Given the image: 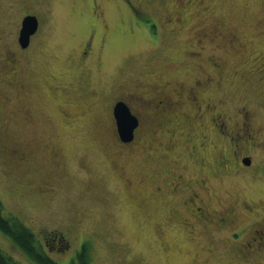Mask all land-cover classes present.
Wrapping results in <instances>:
<instances>
[{
  "label": "rangeland",
  "instance_id": "1",
  "mask_svg": "<svg viewBox=\"0 0 264 264\" xmlns=\"http://www.w3.org/2000/svg\"><path fill=\"white\" fill-rule=\"evenodd\" d=\"M30 11L38 14L41 29L30 48L18 54L16 82L23 89L10 96L11 102L0 100V134L6 147L31 151L37 162L17 167L4 157L8 148L0 143L4 215L22 221L36 239L58 230L71 242L89 237L91 264H196L205 253L186 243L179 249H165L155 240L157 215L147 195L153 177L147 174L140 184L142 175L175 158L184 173L205 178L215 206L236 199L264 205V149L248 145L235 153L229 138L214 131L208 121L207 141L200 148L196 145L202 141L201 128H195L188 139L183 135L188 127L183 125L177 138L157 137L160 149L167 153L157 149L154 154L141 147L131 162L124 163L125 175L133 179L132 189H127L111 163L115 139L105 116L106 105L132 85L191 83L201 71L213 70L205 57L213 56L221 62V78L202 94L230 116L236 110L249 111L260 130L259 139L264 140V0H165L162 8H154L147 0H0V52L15 50L19 19ZM164 16L171 19L170 25ZM198 42L204 49L197 61L189 55ZM82 51L90 57L89 73L75 70ZM1 69L0 84L7 77ZM73 71L76 95L87 85L103 91L87 115L81 96L61 90L70 87L68 75ZM83 79L86 82L77 89ZM66 97L77 105L69 102L62 107L60 100ZM20 107L30 113L27 120L19 113L10 115ZM61 110L74 120L66 121ZM173 141L176 145L169 150ZM56 148L61 156L59 167L50 156V149ZM220 152L228 158L227 166H217ZM242 154L251 155L254 165H241L237 159ZM30 165L35 169L27 174ZM39 180H50L56 187L52 200L35 192ZM134 189L141 192L135 203ZM227 248L221 242L216 253ZM0 249L16 264H36L2 233ZM47 256L62 264L54 252ZM222 264L236 263L225 259Z\"/></svg>",
  "mask_w": 264,
  "mask_h": 264
},
{
  "label": "flooded vegetation",
  "instance_id": "2",
  "mask_svg": "<svg viewBox=\"0 0 264 264\" xmlns=\"http://www.w3.org/2000/svg\"><path fill=\"white\" fill-rule=\"evenodd\" d=\"M147 2L154 8H162L165 4V0H147ZM26 16H35L38 25L35 33L30 36L28 46L22 48L18 38L22 20ZM164 19H166L167 25L172 23L170 18L164 16ZM40 25L39 16L36 12L30 11L21 16L15 37V50L6 48L0 52V66L3 68L1 70H3V75H7V79H3L0 84V100L3 102H11L14 93L23 89L20 87V81L16 82V78L20 74L18 54L30 48L32 39L40 32ZM1 37L2 34H0ZM198 43L195 45L197 49L191 51L189 55L191 59L197 61L200 60L204 49V46L200 42ZM86 47L90 48V46ZM1 49L3 50L0 47ZM205 57L212 65L213 70L211 72L201 71V74L194 77L191 83L181 80L158 81L152 84L136 83L132 85V89L127 88L106 105L105 116H108L111 124L109 132L115 139V144L112 147L114 157L111 163H114L119 170L127 189H132L133 179L125 175L124 163L131 162L134 153L142 151L141 147L146 148V150L152 149L153 153L156 154V150L162 147L157 137L168 135L177 138L181 136L183 126L188 127V130L183 133L188 139L194 136L195 128H201L203 136L199 145H196L198 148L207 141L204 132L207 129L206 121H208L214 131L225 138H229L233 152L243 151L248 145L253 148L264 149V140L259 139L260 130L254 125L249 111L245 109L236 110L230 116L213 107L210 99L202 94L205 87L214 85L221 78L222 67L218 57H216L217 61L213 56ZM89 61L88 53L82 51L78 59L76 57L75 60L76 72L86 71L85 73H89ZM261 70L264 69L261 68ZM74 75H76L74 71L68 75L69 81L67 83L70 84V87L61 90L70 96H76V98L81 96L84 100L85 115H87L91 111L92 104L100 99L103 91L99 92L95 87L87 85L85 90L83 89L78 93L79 95H76L74 93L76 80ZM53 76L50 75L49 77L52 78ZM260 79L262 78L259 77L258 83H260ZM155 80L158 79L155 78ZM81 82L82 84L77 89L82 88L86 81L83 79ZM59 86H62L61 83ZM56 89L60 90V88ZM173 97H175L174 100ZM69 102L71 106L77 105L76 102L69 101V97L60 100L62 107L69 106ZM119 102H123L138 121L137 127L133 131V138L129 142H123L120 139L116 127L114 108ZM206 112H209V115L206 116ZM15 113L24 116L23 118L26 120L30 117V113L22 107L11 111L10 115ZM69 114L60 111V115L66 121L74 120L71 119L74 116ZM148 135H150V140ZM0 143L3 149L8 148L5 146L1 134ZM175 145L176 142L173 141L167 147L171 150L170 148ZM196 146L195 148H197ZM6 152L8 155L4 157L12 160L17 167L29 161L37 162L31 151L8 148ZM50 153L54 165L59 167L61 164L60 150L58 148L50 149ZM219 156L217 166H227L228 158L221 152ZM175 160L173 158L168 162L165 161L164 164L160 165L162 166L160 169L157 165V169L145 173L142 175L143 177H140L141 179H138V182L141 181L140 184H143L147 174H151L150 176L153 177L147 195L157 215L153 224L157 243L165 249L171 246L174 249H179V245L186 243L199 253H205V255H201L202 259L196 264H211V261H214L213 264H218L217 261L222 264L225 259L236 264H258L264 261V205L256 204L253 199H236L232 203L215 206L212 198L207 194L208 186L205 178L202 176L199 178L190 177L184 173L183 169H179ZM237 160L241 165H246L245 161H248L247 167L254 165V160L249 154H242ZM202 165L204 166L203 163ZM85 166L84 164L82 168ZM26 169V173L30 174L35 166L30 165ZM262 173H264V163L262 164ZM138 188L140 187L138 186ZM34 190L39 196L47 200H52L57 192L50 180H39ZM140 191H142L141 188ZM140 191L134 189V198H132L134 203L137 202ZM70 239L60 230L49 231L38 239V244L45 255L54 252L59 258L58 262L62 264H77L80 256L87 257L91 262L92 245L89 237L80 238L77 242H71ZM221 242L228 245V248L223 253L218 254L216 248Z\"/></svg>",
  "mask_w": 264,
  "mask_h": 264
},
{
  "label": "trees",
  "instance_id": "3",
  "mask_svg": "<svg viewBox=\"0 0 264 264\" xmlns=\"http://www.w3.org/2000/svg\"><path fill=\"white\" fill-rule=\"evenodd\" d=\"M0 233L9 239L36 264H57L43 253L34 233L18 218L6 216L0 201ZM0 264H16L0 249ZM77 264H91L87 257L80 256Z\"/></svg>",
  "mask_w": 264,
  "mask_h": 264
},
{
  "label": "water",
  "instance_id": "4",
  "mask_svg": "<svg viewBox=\"0 0 264 264\" xmlns=\"http://www.w3.org/2000/svg\"><path fill=\"white\" fill-rule=\"evenodd\" d=\"M37 19L35 16H26L22 20L21 29L19 33V44L22 48H26L29 44L30 36L33 35L37 29ZM114 119L120 139L123 142H129L133 138V131L137 127L138 121L133 116L128 107L123 103L119 102L114 108ZM248 165V161H245Z\"/></svg>",
  "mask_w": 264,
  "mask_h": 264
}]
</instances>
